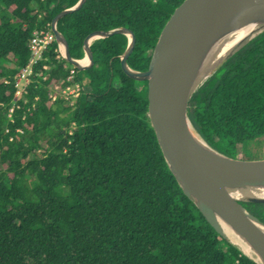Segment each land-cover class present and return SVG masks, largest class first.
<instances>
[{"label": "trees", "instance_id": "16d2710c", "mask_svg": "<svg viewBox=\"0 0 264 264\" xmlns=\"http://www.w3.org/2000/svg\"><path fill=\"white\" fill-rule=\"evenodd\" d=\"M79 1L0 0V62L9 63L0 64V264H257L213 229L172 174L148 117V82L138 89L122 69L126 35L95 41L83 69L52 43L8 118L34 33ZM184 1L87 0L58 29L81 60L90 35L125 27L135 36L128 65L147 71ZM76 84L75 108L51 103L52 92ZM189 118L232 158L264 140V33L197 91ZM243 205L264 222V204Z\"/></svg>", "mask_w": 264, "mask_h": 264}, {"label": "water", "instance_id": "95a60500", "mask_svg": "<svg viewBox=\"0 0 264 264\" xmlns=\"http://www.w3.org/2000/svg\"><path fill=\"white\" fill-rule=\"evenodd\" d=\"M86 2L80 0L52 21L64 59L77 68H86L93 60L91 45L95 41L114 35L128 37V47L121 56L122 69L135 80L148 82V117L172 174L221 237L237 247L226 236L223 224L228 225L251 247L259 262L246 256L264 264V222L243 205L264 204V198L234 196L236 192L264 189V159H236L217 151L189 118L190 102L197 91L250 41L264 33V0H185L164 27L147 71L128 65L135 36L125 27L90 35L83 46L85 57L78 60L71 56L69 42L58 23ZM252 25L258 27L253 37L238 44L215 72L206 73L220 45Z\"/></svg>", "mask_w": 264, "mask_h": 264}, {"label": "built area", "instance_id": "2783aa9c", "mask_svg": "<svg viewBox=\"0 0 264 264\" xmlns=\"http://www.w3.org/2000/svg\"><path fill=\"white\" fill-rule=\"evenodd\" d=\"M56 36L54 35L52 28L49 30H39L34 33V37L32 38L30 42V48L32 50V57L30 60V63L27 67L23 68L21 72L16 77V87L18 89L16 96L21 97V99L24 98L26 94V88L28 84L30 83V78L34 72V67H36L40 61L44 58L45 54L50 48V45L52 43L56 42ZM74 73V72H73ZM24 79H28L27 85L25 88H20V84ZM59 87L56 88L55 91H59ZM82 86L80 84H76L74 86L67 87L66 89L62 90L58 94H52L51 95V103H55V101L59 100V96H63L66 101H70L72 97L79 98V96L82 93ZM22 92H24L23 95ZM70 96V97H69ZM72 96V97H71ZM58 97V99L56 98ZM20 99V100H21ZM27 102V100H25ZM19 108V105L17 101L12 105V107L9 109L8 112V118L13 122L14 121V113L15 110ZM21 133H23L22 130H19ZM9 132V130H7Z\"/></svg>", "mask_w": 264, "mask_h": 264}, {"label": "bare ground", "instance_id": "6f19581e", "mask_svg": "<svg viewBox=\"0 0 264 264\" xmlns=\"http://www.w3.org/2000/svg\"><path fill=\"white\" fill-rule=\"evenodd\" d=\"M258 27L255 25L252 26H248L246 28H244L243 30L239 31L238 33H236L235 35H233L232 37L228 38L226 41H224L218 51L216 52V54L213 56V58L211 59L208 67H207V71L206 73H213L215 72V70H217V68L220 66V64L222 63V61L226 58L227 55H229V53L241 42L250 39L251 37H253V35L257 32ZM63 48V47H62ZM197 134V133H196ZM235 197L238 198H245L247 196H255V197H262L264 198V189H252L243 193L240 192H236L234 194ZM223 228L224 231L226 233V236L228 237V239L234 243L235 245H237V247L240 248V250L242 251L243 254L247 255L248 257L254 259L255 261L259 262V259L257 258V256L254 254L253 250L251 249V247L239 236L237 235L232 229L231 227H229L228 225H224L223 224Z\"/></svg>", "mask_w": 264, "mask_h": 264}, {"label": "rangeland", "instance_id": "374dc122", "mask_svg": "<svg viewBox=\"0 0 264 264\" xmlns=\"http://www.w3.org/2000/svg\"><path fill=\"white\" fill-rule=\"evenodd\" d=\"M57 51L59 53V57L64 58V49L59 46ZM0 64L9 65V63H7L5 61L0 62ZM82 76L85 78V80H87L89 78L87 73H82ZM27 82H28V79H24L21 82V84H20V88H22V89L25 88V86L27 85ZM137 82H139V84H137L138 89H142L144 87V82L145 81H143V80H137ZM115 84L118 85V81H116ZM57 87H60V85H57L56 88ZM56 88H55V90H56ZM23 94H24V92H22L21 95H23ZM52 94H54V92H52ZM56 98L58 99V97H56ZM20 99H21V97H19V96L17 97L16 96V101H18ZM59 99H61V100L64 101L65 105H63V106H65V107H67V106H73L75 108L76 107L75 104H76V102H77V100L79 98L72 97V99L70 101H66V100H64L65 98L63 96H59ZM55 103H57V101H55ZM65 116L66 115H64V117ZM74 129L75 128L72 127L71 128V131H73ZM250 150H251V153L249 155H247V154L244 153V155H243V157L241 159H245V160H259V159H264V140H261V141L256 142L255 145L251 146V149Z\"/></svg>", "mask_w": 264, "mask_h": 264}]
</instances>
